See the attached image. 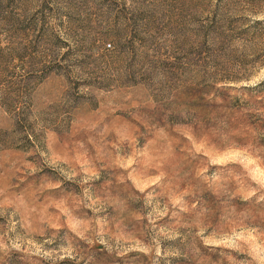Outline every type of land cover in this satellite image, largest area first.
Here are the masks:
<instances>
[{"label":"rangeland","instance_id":"374dc122","mask_svg":"<svg viewBox=\"0 0 264 264\" xmlns=\"http://www.w3.org/2000/svg\"><path fill=\"white\" fill-rule=\"evenodd\" d=\"M0 264H264V0H0Z\"/></svg>","mask_w":264,"mask_h":264}]
</instances>
